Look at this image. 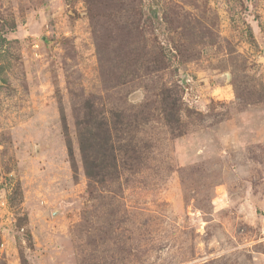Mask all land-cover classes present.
Here are the masks:
<instances>
[{
    "label": "rangeland",
    "instance_id": "obj_1",
    "mask_svg": "<svg viewBox=\"0 0 264 264\" xmlns=\"http://www.w3.org/2000/svg\"><path fill=\"white\" fill-rule=\"evenodd\" d=\"M0 264H264V0H0Z\"/></svg>",
    "mask_w": 264,
    "mask_h": 264
},
{
    "label": "trees",
    "instance_id": "obj_2",
    "mask_svg": "<svg viewBox=\"0 0 264 264\" xmlns=\"http://www.w3.org/2000/svg\"><path fill=\"white\" fill-rule=\"evenodd\" d=\"M167 113V112H166ZM173 116H169V114L166 116V121L169 123V124H173L174 122H176V119H172ZM90 136L88 138H86L85 134H82L81 135V142H80V145H81V151L84 155V160L85 162H90V150L88 149V145L89 143L91 144V148H92V151L96 150V147L103 152H107L108 149H106L107 147H112L111 145H109V142L111 140V135H110V129L108 128L107 125H105L102 129L101 132H93V130L89 133ZM106 135L105 138L102 137V135ZM102 142V143H100ZM88 175L92 176V177H95L98 175V173H94V172H87Z\"/></svg>",
    "mask_w": 264,
    "mask_h": 264
}]
</instances>
